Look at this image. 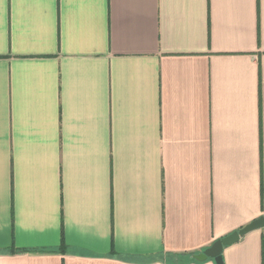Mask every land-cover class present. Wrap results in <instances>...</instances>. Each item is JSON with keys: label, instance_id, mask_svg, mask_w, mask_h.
<instances>
[{"label": "crops", "instance_id": "0c3cea01", "mask_svg": "<svg viewBox=\"0 0 264 264\" xmlns=\"http://www.w3.org/2000/svg\"><path fill=\"white\" fill-rule=\"evenodd\" d=\"M261 216L264 0H0V264H216Z\"/></svg>", "mask_w": 264, "mask_h": 264}, {"label": "water", "instance_id": "95a60500", "mask_svg": "<svg viewBox=\"0 0 264 264\" xmlns=\"http://www.w3.org/2000/svg\"><path fill=\"white\" fill-rule=\"evenodd\" d=\"M264 227V216H261L245 227H243L241 230L234 232L220 240L215 241L211 247L206 249L203 253L194 256V259L198 262H203L207 258H213L216 262V264H222V257L221 253L224 247L230 246L240 240L243 236L248 234L249 232H252L254 230H258L260 228Z\"/></svg>", "mask_w": 264, "mask_h": 264}]
</instances>
